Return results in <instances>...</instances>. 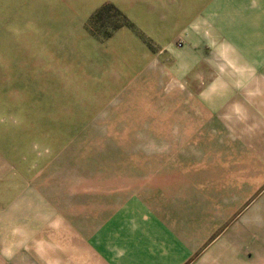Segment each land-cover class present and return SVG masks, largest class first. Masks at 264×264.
<instances>
[{
	"label": "rangeland",
	"instance_id": "rangeland-1",
	"mask_svg": "<svg viewBox=\"0 0 264 264\" xmlns=\"http://www.w3.org/2000/svg\"><path fill=\"white\" fill-rule=\"evenodd\" d=\"M155 35L139 0H0V264L61 199L102 211L105 188L130 192L223 130L186 87L214 45L189 59L181 34Z\"/></svg>",
	"mask_w": 264,
	"mask_h": 264
},
{
	"label": "crops",
	"instance_id": "crops-1",
	"mask_svg": "<svg viewBox=\"0 0 264 264\" xmlns=\"http://www.w3.org/2000/svg\"><path fill=\"white\" fill-rule=\"evenodd\" d=\"M139 26L181 34L189 59L214 45L186 87L223 130L130 192L105 188L102 211L61 199L7 264H264V0H139Z\"/></svg>",
	"mask_w": 264,
	"mask_h": 264
},
{
	"label": "clouds",
	"instance_id": "clouds-1",
	"mask_svg": "<svg viewBox=\"0 0 264 264\" xmlns=\"http://www.w3.org/2000/svg\"><path fill=\"white\" fill-rule=\"evenodd\" d=\"M244 222H245V223H248L249 221H248V220H245ZM254 222L257 223V224H260V223H261V217L256 216V217L254 218Z\"/></svg>",
	"mask_w": 264,
	"mask_h": 264
}]
</instances>
